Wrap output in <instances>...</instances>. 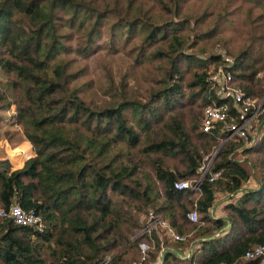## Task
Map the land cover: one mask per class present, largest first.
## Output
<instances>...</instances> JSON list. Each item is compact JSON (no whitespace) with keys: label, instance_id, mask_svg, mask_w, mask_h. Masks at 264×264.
Instances as JSON below:
<instances>
[{"label":"trees","instance_id":"obj_1","mask_svg":"<svg viewBox=\"0 0 264 264\" xmlns=\"http://www.w3.org/2000/svg\"><path fill=\"white\" fill-rule=\"evenodd\" d=\"M154 1L167 18L132 15L120 0L103 8L92 0H0V69L13 75L5 84L8 105L14 103L13 118L35 152L16 169L0 161V207L17 202L46 225L36 233L3 222L0 264H132L140 240L133 233L148 210L177 233L191 234L172 246L154 233L155 250L144 264H156L163 249L161 264L241 262L247 250L264 245V138L249 147L236 139L220 145L216 134L202 131L205 107L212 100L230 103L207 82L208 62L225 60L188 51L194 43L188 44L184 28L191 19H178L184 0ZM109 19L110 45L121 41L135 53V64L163 74L155 86L148 78L132 92L123 80L101 105L80 96L73 84L77 71L57 55L67 47L63 26L80 31L77 51L85 55L99 46L96 38ZM250 59L242 53L228 70L245 82L246 94L261 96L264 75L256 73L264 62ZM216 148L212 171H221V179L204 180L200 194L174 188L175 181L195 178L203 157ZM23 151L17 165L30 155ZM237 152L256 161L246 168ZM250 178L255 184L245 188ZM218 191L230 198L225 217L212 213ZM193 208L202 225L186 218Z\"/></svg>","mask_w":264,"mask_h":264},{"label":"rangeland","instance_id":"obj_2","mask_svg":"<svg viewBox=\"0 0 264 264\" xmlns=\"http://www.w3.org/2000/svg\"><path fill=\"white\" fill-rule=\"evenodd\" d=\"M92 1L103 8L106 4L111 5L114 0ZM120 1L119 7L132 15L145 13L148 17H168L154 0H133L131 10L127 7L128 0ZM180 4L182 14L178 19L182 20L186 17L191 19L190 24L187 23L188 25L184 28V34L189 39L188 44L194 43L193 47L188 48V51L194 49L197 54L205 58L211 55H220L225 60L223 63L208 62L209 71L219 65L231 66L233 60L237 56H241L242 53L252 60L257 58L258 61L264 62V0H184ZM196 17H202V19L194 24ZM109 23L110 19L101 26L102 32L96 38V45L99 46L94 47L93 51L85 55L77 51V37L80 31L76 27L69 29L66 25L63 26L68 34L64 40L67 47L57 55L58 59H65L69 62L71 72L77 71L73 84L78 87L80 96L86 101H94L101 105L111 100L110 94L118 92L121 81L125 80L127 82L126 90L132 92L135 89L141 90L146 87L148 78L151 79L152 86H155V81L159 80L163 74L151 64H135L133 58L135 53H129V48L121 41L114 39V46H111L107 28ZM194 25L198 32L192 27ZM205 33L209 34L205 35ZM259 72L261 74L256 75V78L263 77L264 65L259 69ZM12 77L13 75H8L0 69V92L3 93L2 99H0V139L3 145H11L10 160L19 151L20 142L24 144L25 141H28L23 134L22 126L17 125L13 118V111L15 112L16 109L14 103L8 105L11 91L5 84ZM235 82L240 86L245 84L239 80H235ZM110 83L112 90H108ZM253 96L261 99L264 97V92L261 96ZM137 98L141 97L137 96ZM263 115L264 112L261 116ZM255 126H261L262 135L247 142L241 141L244 146L249 147L263 140L264 120L259 117ZM235 158L241 159L246 168L250 162L256 161L254 156L249 155L245 158L240 152L236 153ZM254 184L253 179L250 178L244 187H253ZM218 192L215 202L223 203L230 199L227 194ZM232 201H234L233 198ZM143 220L144 214L140 216V223ZM138 229L134 230L132 238L137 235ZM171 245L173 246V243ZM137 261L138 259L134 262Z\"/></svg>","mask_w":264,"mask_h":264},{"label":"built area","instance_id":"obj_3","mask_svg":"<svg viewBox=\"0 0 264 264\" xmlns=\"http://www.w3.org/2000/svg\"><path fill=\"white\" fill-rule=\"evenodd\" d=\"M227 65H219L208 71L207 82L209 88L219 98L230 101L218 104L212 100L203 110L201 117V129L204 132L214 133L219 138V144L227 141L240 140L247 142L261 136V126H255L259 117L264 112V97L257 99L252 97L236 84L233 74ZM258 71L256 75H260ZM217 154V148L203 157L198 167L195 178L178 180L173 183L176 189H188L200 194L201 183L204 180L215 182L222 178L221 171H212V163ZM186 218L192 223H200V214L193 208L186 213ZM11 222L15 225L30 227L36 233L45 231V223L42 217L34 210H26L17 202H12L9 207H0V225L3 222ZM154 233L159 237L167 236L172 241H185L189 234L177 233L166 220L153 210H148L144 220L134 238L140 237L138 242L139 259L133 264H144L150 252L155 250ZM255 261L256 264H264V245H255L247 250L241 257V262H221L219 264H248ZM107 262V260L105 261Z\"/></svg>","mask_w":264,"mask_h":264},{"label":"crops","instance_id":"obj_4","mask_svg":"<svg viewBox=\"0 0 264 264\" xmlns=\"http://www.w3.org/2000/svg\"><path fill=\"white\" fill-rule=\"evenodd\" d=\"M1 114H3V113H1ZM13 114H14V111H13ZM11 116V115H10ZM4 117H6V116H4ZM11 123L13 122V119L10 121ZM18 125V124H17ZM21 143V145H19L18 146V148H19V151L14 155V157L10 160L9 159V156H10V153H11V151L10 150H12V148H11V145L9 146V145H3L2 143H1V139H0V161L1 160H5V159H7L9 162H10V164H11V167H12V169H16V168H19V167H21L22 165H23V163H24V161L25 160H27L29 157H31V156H34L35 155V152H34V150H33V147H32V145L30 144V142L29 141H25V143L23 144V142H20ZM24 149H27L29 152H30V155L28 156V157H26L25 159H23L22 161H20V164L19 165H17L15 162L18 160V158H19V155H21L24 151ZM6 153V154H5ZM1 154H2V156H1ZM5 155V156H4ZM218 193H223L224 194V192H221V191H219ZM226 194V193H225ZM239 196V195H238ZM238 196H236V197H238ZM230 201V199L228 200V201H226V202H214V204H213V207H212V213H213V215L214 216H216V217H225V213H224V211H223V205L225 204V203H227V202H229ZM164 235H165V233H163ZM162 237H164V236H162ZM167 237V236H166ZM168 238V237H167ZM170 240V239H169ZM171 243H174L175 241H170ZM194 245V244H193ZM193 245H192V247L190 246V248H189V250H188V253H189V251L193 248ZM172 249V248H171ZM185 251H187V250H185ZM187 253V254H188ZM159 258V257H158ZM157 262H158V260H157ZM157 264V263H156Z\"/></svg>","mask_w":264,"mask_h":264},{"label":"water","instance_id":"obj_5","mask_svg":"<svg viewBox=\"0 0 264 264\" xmlns=\"http://www.w3.org/2000/svg\"><path fill=\"white\" fill-rule=\"evenodd\" d=\"M258 189H259V187H258ZM258 189H257V190H258ZM192 245H193V244H192ZM192 245H191V247H192ZM165 250H166V249H165ZM165 250L163 249V250L160 251L157 264H161V262H162V254H163V252H164ZM167 250H168V249H167ZM169 250H170V249H169ZM191 250H192V249H191ZM191 250L189 251L188 255L191 253Z\"/></svg>","mask_w":264,"mask_h":264}]
</instances>
